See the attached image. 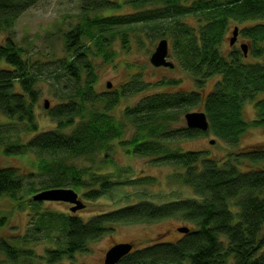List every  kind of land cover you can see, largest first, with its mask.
<instances>
[{"label": "trees", "instance_id": "16d2710c", "mask_svg": "<svg viewBox=\"0 0 264 264\" xmlns=\"http://www.w3.org/2000/svg\"><path fill=\"white\" fill-rule=\"evenodd\" d=\"M39 1L0 0V32L4 34L0 42V112L11 123L24 124L27 131L35 133L26 142L4 144L3 151L20 155L29 150L61 153L66 158L92 162L95 168L63 165L64 160L55 167L41 165L43 171L52 174L50 183L30 192L87 186L85 197H101L121 183L110 180L98 160L117 140L128 153L180 166L182 170L175 179L191 187L194 196L163 203L142 199L89 219L49 212L45 220L43 214L33 234L0 238V256L4 258H0V264H36L37 260L55 264L87 251L89 243L110 232L113 224L170 218L187 222L184 226L189 230H177L176 240L133 249L116 264H264V149L255 146L236 150L234 162L232 154L228 156L232 158L219 161L205 150L169 147L173 140H192L209 133L236 147L250 127H264V0H129L134 10L127 14L112 12L119 8L115 0H80L81 18L63 36L68 55L59 60L61 71L53 74L58 83L68 77V88L61 102L47 110L56 122L55 128L42 131L35 112L42 72L24 56L26 51L13 32L19 17ZM186 18L195 19L196 25ZM233 23L239 24L235 27L246 41L247 54L236 44L223 49ZM135 24L146 28L153 41L171 38L173 55L192 76L195 89L147 94L118 116L112 111L122 98L154 84L137 72L120 88L98 92L94 55L111 61L113 39L106 33ZM121 41L127 47L128 35L122 34ZM213 78V87L207 90ZM178 82L163 78L156 85L173 86ZM247 103H253L256 109L252 121L244 118ZM195 107H201L207 115L206 130L174 124ZM6 130L7 125L0 124V136ZM19 173L13 166L0 168V197L20 199L24 181ZM33 203L38 204L35 200ZM6 216L0 212V224ZM54 222L62 224L65 240L47 249L46 255L37 256L29 243L39 230L48 229Z\"/></svg>", "mask_w": 264, "mask_h": 264}, {"label": "rangeland", "instance_id": "374dc122", "mask_svg": "<svg viewBox=\"0 0 264 264\" xmlns=\"http://www.w3.org/2000/svg\"><path fill=\"white\" fill-rule=\"evenodd\" d=\"M119 2V8L112 10L115 14H127L134 10L129 0H115ZM80 0H40L36 5L27 9L18 19L13 29L14 36L19 44L25 49L24 56L34 63L35 70L40 69L42 75L37 84L41 95L35 106L36 120L40 131L55 128L56 122L48 114L47 110L61 102V98L67 91L68 77L64 81L57 82L54 75L60 72L58 69L59 60L66 57L65 43L63 36L69 28L76 24L81 18ZM193 25L196 21L193 18H186ZM232 24L228 37L223 44V49L230 46V38L233 36ZM122 34L128 35L129 43L123 46L121 41ZM107 37L113 39L112 50L113 58L109 62H104L102 55H94V62L98 69V81L96 90L104 92L108 89H117L124 85L130 75L142 72L143 79L154 85L145 89L138 90L121 99L120 103L114 108L112 113L118 116L128 105L136 104L147 94H154L160 91L174 92L176 90L195 89L194 80L190 74L185 72L173 55L171 38L164 37L169 43V60L175 63V67L168 66L156 67L150 62V56L155 50L158 42L148 36L147 29L141 24L122 27L115 32H107ZM4 34L0 32V42L3 41ZM246 43L238 33V40L235 43L238 47ZM111 50V48L109 49ZM56 72V73H55ZM54 74V75H53ZM163 78L178 79L179 82L173 86L156 85ZM214 79H211L207 85V90L213 87ZM111 82L109 87L107 83ZM69 86V85H68ZM109 87V88H108ZM45 100H48L49 107L45 108ZM202 111L201 107H195L189 111ZM257 113L253 103H247L244 106V118L252 121ZM0 124L7 125L6 133L0 136V168L3 166L15 167L23 176V189L20 193V199L10 200L7 196L0 197V212L6 213L5 221L0 224V238L12 239L26 236L34 233L35 227L40 217L49 212L55 214H77L84 219H89L94 214L106 210L115 209L123 205L138 202L147 199L155 203H163L180 198H192L194 196L191 187L175 179V175L181 172L182 168L170 163H161L154 161L151 157L131 154L120 144L119 141L112 143V149L109 153L102 152L100 167L104 173L109 174V179L116 184L110 191L99 198L89 199L85 197L87 186H70L78 192L80 199L84 202V207L71 210L74 204L62 200H35L33 188L41 189L50 183L52 174L45 172L41 165L55 167L57 164L76 165L78 168H95V164L85 159L65 157L61 153L40 152L29 150L23 154H6L3 151L4 144L13 141L26 142L35 135L33 131H27L24 124L11 123L10 120L0 112ZM176 124H186L185 116ZM131 133H128L129 136ZM261 147L264 149V127H250L242 136L241 141L236 147L229 146L217 136L209 133L192 140L178 139L169 143L170 148L182 150H205L209 155L225 161L232 158L235 161L236 150L250 149L252 147ZM103 157L107 158L104 162ZM103 160V161H101ZM93 164V165H92ZM247 165H243L245 168ZM56 169V168H55ZM100 169V170H101ZM138 179H141L138 181ZM124 182V183H122ZM99 186V185H98ZM37 193V192H36ZM38 204H34L33 201ZM47 220V217L45 218ZM61 223H49L51 228L39 230L35 240L29 243L33 247L37 256H44L47 249L56 248L63 244L66 234L60 229ZM188 225L187 222L177 218L164 219L153 223H116L111 225L112 230L105 233L97 240L89 243L88 250L77 253L73 259L62 258L55 264H105V255L107 250L118 242H131L135 249L142 248L153 242L160 240H176L179 237L177 231L179 227ZM3 260V256H0ZM37 260L36 264H46L44 261Z\"/></svg>", "mask_w": 264, "mask_h": 264}, {"label": "water", "instance_id": "95a60500", "mask_svg": "<svg viewBox=\"0 0 264 264\" xmlns=\"http://www.w3.org/2000/svg\"><path fill=\"white\" fill-rule=\"evenodd\" d=\"M238 27L236 26L233 30V36L230 38V44L233 45L237 41ZM241 48L244 53L247 54V46L245 43L241 44ZM150 62L156 66H168L173 67V61L169 60V43L166 38H162L155 47V50L150 56ZM107 86H111L108 82ZM45 107H49L48 100H45ZM185 120L187 126L191 128H200L206 130L209 126L207 115L204 111L196 110L189 111L185 114ZM33 198L35 200H62L74 204L71 206L72 211H76L84 207V202L80 199L78 192L73 188H50L39 191L34 194ZM179 231L187 232L188 227H179ZM134 244L131 242H118L112 245L106 252L105 264H116L123 256L132 251Z\"/></svg>", "mask_w": 264, "mask_h": 264}, {"label": "flooded vegetation", "instance_id": "af4514ba", "mask_svg": "<svg viewBox=\"0 0 264 264\" xmlns=\"http://www.w3.org/2000/svg\"><path fill=\"white\" fill-rule=\"evenodd\" d=\"M133 249H135V247H133ZM133 249H132V250H133Z\"/></svg>", "mask_w": 264, "mask_h": 264}]
</instances>
